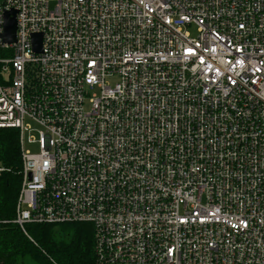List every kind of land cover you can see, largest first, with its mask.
Wrapping results in <instances>:
<instances>
[{"label": "built area", "instance_id": "built-area-1", "mask_svg": "<svg viewBox=\"0 0 264 264\" xmlns=\"http://www.w3.org/2000/svg\"><path fill=\"white\" fill-rule=\"evenodd\" d=\"M6 128L26 234L91 223L95 264H264V0H0Z\"/></svg>", "mask_w": 264, "mask_h": 264}, {"label": "trees", "instance_id": "trees-1", "mask_svg": "<svg viewBox=\"0 0 264 264\" xmlns=\"http://www.w3.org/2000/svg\"><path fill=\"white\" fill-rule=\"evenodd\" d=\"M19 131L0 129V264H95L91 223L26 225L13 220L23 180Z\"/></svg>", "mask_w": 264, "mask_h": 264}, {"label": "water", "instance_id": "water-1", "mask_svg": "<svg viewBox=\"0 0 264 264\" xmlns=\"http://www.w3.org/2000/svg\"><path fill=\"white\" fill-rule=\"evenodd\" d=\"M15 15V11L7 12L5 15V30L2 37L7 43L16 42L17 23ZM42 38L43 36L41 33L32 35L33 49L36 53L42 52Z\"/></svg>", "mask_w": 264, "mask_h": 264}, {"label": "rangeland", "instance_id": "rangeland-1", "mask_svg": "<svg viewBox=\"0 0 264 264\" xmlns=\"http://www.w3.org/2000/svg\"><path fill=\"white\" fill-rule=\"evenodd\" d=\"M187 30L191 33L192 36H195L196 35V27L194 25H191L190 27L187 28ZM118 78L117 77H114V78H110L108 79V82L111 84V85H114L116 82H117ZM86 109H88V106L86 107ZM27 134L25 135V147L26 148H32L28 142H27Z\"/></svg>", "mask_w": 264, "mask_h": 264}]
</instances>
